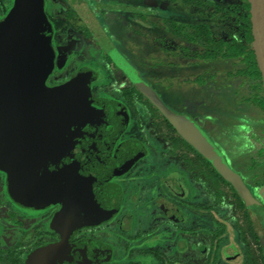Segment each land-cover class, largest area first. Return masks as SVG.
Wrapping results in <instances>:
<instances>
[{"label": "rangeland", "instance_id": "1", "mask_svg": "<svg viewBox=\"0 0 264 264\" xmlns=\"http://www.w3.org/2000/svg\"><path fill=\"white\" fill-rule=\"evenodd\" d=\"M47 1L54 8L52 16L57 27L56 44L59 54L54 79H69L75 75L79 66L90 62L98 63L101 78L93 87L94 94L122 102L127 100L132 113L133 136H143L151 150L152 156L138 165V170L126 176L122 183L126 199L124 212L128 209L134 211L135 218L130 231L123 232L118 227V220L123 218V214L107 221L110 224L106 223L96 229L100 232H112L111 239L105 238L115 248V257L109 264H162L160 255L171 261L181 262L185 258L183 250L194 248L198 242H201L202 250H206L210 245L209 234L217 230L218 226L211 214L202 213L194 207L213 208L217 219L226 226L227 233L221 236L220 259L217 264H264V251L256 240V229L239 198L227 186L215 187L196 171L188 172V157L178 151L170 153L172 146L167 140L169 134L163 129V124L150 121L148 113L152 109L147 110L145 102L143 105L138 101L137 93L125 77L102 60L100 47L92 38L83 35V26L78 18L61 5V0ZM84 2L86 1L74 0L75 4L81 5L80 13H86L91 3L94 4L93 12L98 17L95 20L102 22L101 29L105 30L107 27L112 34L111 38L114 37L121 43V52L125 56V63L119 62L122 70L128 76L131 69L134 72L138 70L140 76L149 82L151 88L140 84L139 93L176 129L180 122L186 125L191 123L190 117L195 123L201 122L212 137L217 135L216 129L229 130L228 126H232L231 122L219 121L218 116L212 112H216L214 97L208 95L205 100L203 90L193 89L188 84V79L193 75L200 71L215 75L218 71L220 75L218 78L214 76V80L224 88L237 90L240 105L238 114L245 118L246 124L242 121L235 133H228L227 137H220L218 134L217 137L219 143L226 147L230 162L235 166V157L239 160V156L228 137L231 139L237 136L233 134H241L236 139L241 147L240 162L236 166L245 172L263 204L262 208L253 207L251 211L258 225L264 230V109L259 105V100L264 96V76L252 77L251 72H246V65L240 62L243 54L239 51L242 48L250 51L255 45L261 53L264 49L256 17L248 10L249 0ZM4 4L11 5L9 0H0V14L6 11ZM120 6L136 10L139 15L132 14L130 10L108 11L111 7ZM169 10L175 12L174 19L166 15ZM172 22L177 28L176 32L170 29L169 24ZM249 34L255 41L248 37ZM205 39L209 40V44H205ZM218 42H222L220 50L216 47ZM214 50L220 56L231 60L230 62L235 61L238 68L234 70L237 71L229 76L223 75L227 71L231 72L229 63L223 60L208 63L205 68L191 69L187 65L189 57L194 59L199 54ZM226 107L229 110V105ZM149 128L155 131L152 132ZM149 132L150 135L154 134L153 139L147 136ZM169 175L176 176V191L182 195H173L167 184H162ZM157 192L161 199L174 203L184 220L172 222L160 216V208L153 199ZM6 212L1 201L0 224L5 220ZM192 231H196V234ZM18 235L20 234L16 230L1 236L12 244V239ZM230 245L236 247L238 256L229 260L223 251ZM233 255L235 254L231 253L230 256Z\"/></svg>", "mask_w": 264, "mask_h": 264}, {"label": "flooded vegetation", "instance_id": "2", "mask_svg": "<svg viewBox=\"0 0 264 264\" xmlns=\"http://www.w3.org/2000/svg\"><path fill=\"white\" fill-rule=\"evenodd\" d=\"M44 1L45 15L53 30L52 48L55 56L52 74L47 81V86L50 88H56L73 82L78 83L80 86L86 88L89 91L91 99L95 103L110 105L122 113L123 125L118 135L111 143L110 147L105 144L107 136L105 132L103 138L100 139V146L96 147V145H93L90 147L91 153L93 152L90 159L91 164L89 165V169L84 174V180L82 177V184H79L74 189V192L68 191L58 193L43 202H34L31 199H19L10 190L7 174L0 170V204L1 201H3V206L7 210V216H5V220H3L2 224H0V264H32L34 255L43 250L53 249L63 242L66 243L67 247L74 250H84L86 247L88 248L89 246L96 244L101 245L107 249L109 254H111L110 260L108 259L109 257H107L105 262L102 264H109L115 257V248L111 243L107 242L105 238L111 239L112 232H110V230H102L100 232L96 229L102 225H106V223L107 225L110 224L107 221L123 214V218H119L118 220V227L119 229L123 230V232L130 231V227L132 226L135 217L134 211L132 209H128L126 212H124V204L126 203V199L124 196V187L122 183L126 180V176H129L138 170V165L140 166L145 159H148L152 156L150 154L151 150L148 147V144L145 142V138L143 136L140 138L138 136H133L132 113L127 100L122 102L121 100H114L101 96L99 97L94 94L93 87L101 78V69L99 68L100 66H98V63L90 62L79 66L75 72V75L69 79L58 81L54 79L57 70L59 54L56 44L57 27L52 16L54 8L49 6L47 0ZM83 1H86L84 3H91L90 0ZM10 3L11 9H13L14 0H11ZM61 5L69 9L81 22L83 26V35L92 38L94 43L100 47L102 52V60L111 65L113 69L117 70L125 77V79L130 83L131 88L137 93L138 101L143 105L145 102L146 105L144 106L147 107V110L152 109L150 113H148V118L150 121L154 120L158 124H163V129H166L167 134H169L167 140L172 146L170 153L178 151L184 153V155L188 157L187 163L189 164V173L191 171H196L197 174L205 177L206 182L209 180L215 187L227 186L230 188L231 191H233V193L239 198L242 206L245 208L250 218L252 220L255 219V215L251 211V208H262L263 204L256 194L254 185L249 183L245 172H243L239 166H236L239 164L237 162H240L241 157V147L236 139L240 138L241 134H233V136H237L231 137V139L228 137V141L231 142L233 149L237 150L236 153L239 156V160L237 157H235V166L232 165V162H230L226 147H223L219 143L220 140L217 137L218 134L220 137H227L228 133H235V129L242 121H244L246 124L245 118L243 116L240 117L238 114L240 105L237 99V90L224 88L218 81H215L214 78H218L220 75L218 71H216L217 73L215 75H213V73L200 71L199 74H195L189 78L188 84L192 85L193 89H200L204 91L206 95L205 100L208 99V95L214 97L213 103L215 104L216 112H212L218 116V120H221L222 123L224 121L228 123L231 122L232 126H228L229 130L216 129L217 135H213V138L212 135H209V130L205 128L201 122L198 123L196 121L195 123V120L190 117L192 122L188 123V125L185 124V130L183 132L185 136H183V134H181L180 131L176 129L168 119L160 115L154 106H151V103L145 98L144 95L139 93L140 91L138 87L140 84L141 86L146 85L148 88L151 87L149 82L147 81V83L140 76L138 70L134 72L133 69L129 68L131 69L129 76L122 70L121 63L119 62L125 63V56L122 55L121 52V43L114 37L111 38L112 34L107 27L105 30H102V22L100 23L95 20V18L98 19V17L93 12L94 4L91 3L93 6L90 5V8H88L86 13L79 12L81 11V8L79 7L81 5L75 4L74 0L73 2L71 0H61ZM109 10H124L127 12L128 7H111L108 9V11ZM130 12L132 14L135 13L139 15V13H136L135 11ZM166 15L171 19L175 18L174 11L169 10ZM139 19H141L140 16ZM169 26L171 27L169 28L174 32L177 31V28L174 26V22L169 24ZM248 37L254 41V37L252 35L249 34ZM204 42L205 44H209V42L207 43L206 40H204ZM221 44L222 42H218L216 44V47L219 50L221 48ZM239 51L240 54H243V58L240 60V62L246 65V72H251L252 77L262 78L264 76V65L262 62L261 66L259 65V62L256 59L255 48L253 47L250 51H245L242 48ZM115 55L117 56L115 57ZM222 60L226 63H229L231 70V72L227 71V73H222L223 75L229 76L234 71H237L234 70V68H238L237 65H235V61L230 62L231 60L224 58V56H220L218 51L215 50L211 53L205 52V54H199L195 56L194 59L189 57V63H187V65L189 64V68L191 69H197L199 67L205 68L208 63L221 62ZM233 60L236 59L233 58ZM82 70H88L93 73V78H91L89 81L88 87L84 83L73 81L78 77ZM140 78L144 82L140 81ZM224 96H226V98H224ZM227 104L229 105V110L226 107L228 106ZM259 105L264 109V96L259 100ZM213 115L210 117L212 118ZM145 118H147V116H145ZM159 128L160 127H158V130ZM149 130L152 132L155 131L152 128H149ZM98 133H101V131ZM221 133L224 134L221 135ZM153 135H150L149 132L147 136L151 137L150 139H153ZM218 154L224 159L227 167L239 177L246 190L250 193L251 197L258 203L247 206L244 198L237 188L231 182H229L224 177L222 171H220L221 169L218 162V159L220 158ZM162 184H167L168 189L173 195H182L181 192L176 191L178 182L175 175H169L163 180ZM153 199L160 208V216L162 218L171 220L172 222H178L181 221V219L184 220L182 218L181 211L174 206L173 202L168 199H161L158 192ZM96 200L99 201L101 208L112 209L107 215H104L96 220L79 221L78 216L89 211L91 205L93 206L94 204L98 203ZM16 230L20 235L15 237V239H12L14 240L12 244L10 241H5L3 239L4 237L2 238L1 236L3 233Z\"/></svg>", "mask_w": 264, "mask_h": 264}, {"label": "water", "instance_id": "3", "mask_svg": "<svg viewBox=\"0 0 264 264\" xmlns=\"http://www.w3.org/2000/svg\"><path fill=\"white\" fill-rule=\"evenodd\" d=\"M251 2L264 43V0ZM52 36L42 0H14L0 24V170L19 199L34 202L74 192L91 164L90 147L100 146L104 132L110 147L123 125L122 113L95 103L78 83L47 86L55 58ZM184 127L177 125L181 134ZM218 156L220 171L247 206L258 203ZM96 202L79 221L96 220L112 209ZM107 257L101 245L74 250L63 242L34 255L32 264H102Z\"/></svg>", "mask_w": 264, "mask_h": 264}, {"label": "trees", "instance_id": "4", "mask_svg": "<svg viewBox=\"0 0 264 264\" xmlns=\"http://www.w3.org/2000/svg\"><path fill=\"white\" fill-rule=\"evenodd\" d=\"M42 1H43L44 12H45V1L44 0H42ZM9 2H11V0H9ZM5 6H6L5 13L0 14V24L7 18V16L9 15V13L12 10L11 5L9 6V5L4 4L3 7H5ZM128 10H130V9H128ZM248 10H249V12L254 13V9H253V5H252L251 0H249ZM130 11L134 12L133 9ZM250 23L253 24V22H250ZM49 24H50V22H49ZM50 26H51V24H50ZM51 29H52V27H51ZM52 33H53V30H52ZM205 40L207 43L209 42L208 39H205ZM254 48L256 50L255 51L256 52V59L259 62V65L261 66V62L264 65L262 53L257 49L256 45L254 46ZM52 51H53V48H52ZM209 57H210V55H209ZM91 78H93L92 72H90L88 70H82L79 73L78 77L73 81L84 83L88 87L89 81L91 80ZM194 209H196V210L198 209L202 213L211 214L213 216L215 222H216V225L218 226L217 230H214L213 232H211L209 234V244L210 245H208V248L206 250L205 249L202 250L201 242H198V245H196V246L194 245V248L184 249L183 252L185 253V258L183 257V259L180 260L181 262H174V261H171L169 258H166V257L160 255V257L162 259V264H217L218 260L220 259L221 236H223L227 233L225 224L217 219L216 213L214 212L213 208L205 207V208L199 209V208L194 207ZM251 223L253 224L254 228L256 229L255 235H256V240L260 244V249L262 248L264 251V231L260 228V226L258 225V222L255 219H253V220L251 219ZM192 233L196 234V231H192ZM223 252L225 255H228L229 260L238 256L237 249L233 245H230ZM231 253H233L235 255L230 256ZM110 256H111V254L108 255L109 260H110ZM184 261H187V262H184Z\"/></svg>", "mask_w": 264, "mask_h": 264}]
</instances>
